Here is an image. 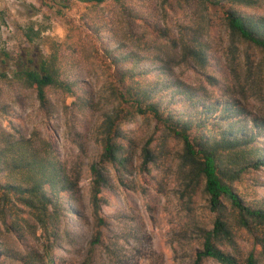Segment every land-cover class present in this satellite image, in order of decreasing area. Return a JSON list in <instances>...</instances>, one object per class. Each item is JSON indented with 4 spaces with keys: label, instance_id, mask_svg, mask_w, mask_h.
<instances>
[{
    "label": "rangeland",
    "instance_id": "rangeland-1",
    "mask_svg": "<svg viewBox=\"0 0 264 264\" xmlns=\"http://www.w3.org/2000/svg\"><path fill=\"white\" fill-rule=\"evenodd\" d=\"M49 1L43 6L39 0H0V71L13 74L34 67L50 59L56 47L64 75L78 83V94L66 98L61 91L52 93L46 112L33 90L0 84V100L8 109L0 110V130L20 154L37 158L47 174L77 184L69 193L77 200L64 197L63 206L70 210L53 217L49 231L55 232L56 251H46L47 236L29 207L9 203L7 218H0V264H48L50 257L55 264H194L202 230L213 229L217 214L202 185L186 190V175L178 166L182 140L152 115L139 114L119 99L117 92L132 80L125 76L132 63L119 64L115 56L131 53L141 76L161 84L160 95L169 102H185L188 90L195 100L202 96L203 104L218 110L239 105L248 114L251 131L253 118L264 121V53L235 37L227 17L231 9L263 16L264 7L108 0L89 10L91 6L74 0L59 13ZM86 13L102 20L100 33L89 30ZM31 22L43 25L34 42L25 36ZM187 34L204 45L206 66L186 52ZM67 40L80 46H67ZM164 69L168 76L162 75ZM115 113L125 134L115 140L129 159L124 164L104 154L103 129ZM146 149L155 152L156 161L146 160ZM94 165L112 184L98 194V211ZM236 188L249 203L264 201V167L252 170ZM238 242L246 256L252 247L248 238L238 233ZM204 264L219 263L209 259Z\"/></svg>",
    "mask_w": 264,
    "mask_h": 264
},
{
    "label": "trees",
    "instance_id": "trees-1",
    "mask_svg": "<svg viewBox=\"0 0 264 264\" xmlns=\"http://www.w3.org/2000/svg\"><path fill=\"white\" fill-rule=\"evenodd\" d=\"M39 1L43 6L49 5L47 0ZM51 1V8H56L59 13H62L61 9H69L74 3V0ZM79 1L91 6L89 10H92L108 0ZM200 1L204 6L213 7L225 4L245 8L264 7V0ZM85 19L90 31L94 34L101 32L99 24L102 20L98 16L86 13ZM227 20L235 37L249 48L255 47L264 53V15H250L231 9ZM39 26L43 25L31 22L26 28L25 36L30 42H34L35 38L41 35ZM187 36L186 52L198 64L206 66L208 61L204 45L198 42L194 35ZM65 45L80 46L78 43H68V40ZM54 51L55 54L50 59L41 60L34 67H26L13 74L0 71V84L19 91L33 90L40 107L46 112L51 110L52 93L61 91L66 98L76 96L78 83L66 78L58 49L55 47ZM128 54L131 53L115 56V61L119 64L132 63L131 73L125 74L132 80L124 84L123 90L117 92L119 99L129 102L139 114L152 115L164 125L169 134H174L182 140L184 153L178 166L186 175V190L195 191L202 185L209 197L212 211L217 214L213 229L202 230V248L198 250L194 264H204L209 259L219 264H264V201L258 204L249 203L236 188V183L243 181L248 173L264 167V121L253 118L250 131L248 114L239 105L228 104L218 110L215 105L203 104L202 96L195 100L188 90V97L183 98L185 102H169L166 96L160 95L161 84L148 83L139 73V68H136L138 61ZM134 69L136 72L132 71ZM166 71L164 69L162 75L168 76ZM163 87L175 91L180 89L174 85ZM0 110L8 113L1 100ZM215 111H219V114H214ZM119 119L118 113L109 115L106 119L103 129L106 137L104 154L108 159L124 164L129 159L122 155V146L115 142L117 137L125 136ZM14 144L9 134L0 130V218L4 216V221L7 218L6 206L9 203L19 202L29 207L41 225L43 234L47 236L46 251H56V239L51 238V234L55 232L52 228L51 233L49 227L56 213L70 210L63 206L64 197H68L71 202L77 200L73 194H69L77 184L64 176L47 174L46 168L42 167L37 158L20 154V149L17 150ZM145 156L146 160L151 158L156 161L155 152L150 149L145 150ZM92 170L95 176L93 202L98 211L101 208L98 194L103 187L108 188L112 184L96 165ZM238 233L245 235L252 246L246 256L242 255ZM48 264H55V260L50 257Z\"/></svg>",
    "mask_w": 264,
    "mask_h": 264
}]
</instances>
